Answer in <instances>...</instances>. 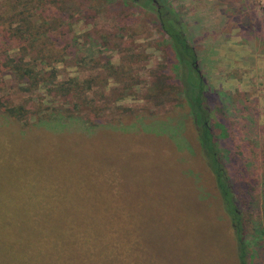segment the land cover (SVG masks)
<instances>
[{"label":"rangeland","instance_id":"374dc122","mask_svg":"<svg viewBox=\"0 0 264 264\" xmlns=\"http://www.w3.org/2000/svg\"><path fill=\"white\" fill-rule=\"evenodd\" d=\"M62 1L73 12L80 54L77 61L61 55L62 61L47 69L69 87L70 79H79L80 110L95 114L94 129L103 133L101 144L81 145L79 168L82 174L88 164L94 171L102 168L100 181L111 187L98 188L96 182L95 188L107 187L114 197L125 184L135 194L122 198L125 207L140 211L135 208V221L151 250L145 264H240L234 230L178 76L185 81L197 71L207 85L209 111L203 112H210L218 156L245 229L246 264H264V0ZM156 7H172L185 23L197 58L193 74L174 66ZM4 75L0 95L25 105L34 123L30 114L48 96L42 88L22 90ZM108 164L113 168L104 172ZM67 179L81 178L54 180L61 185ZM118 201L115 197L112 205ZM171 226H177L175 233Z\"/></svg>","mask_w":264,"mask_h":264},{"label":"trees","instance_id":"16d2710c","mask_svg":"<svg viewBox=\"0 0 264 264\" xmlns=\"http://www.w3.org/2000/svg\"><path fill=\"white\" fill-rule=\"evenodd\" d=\"M71 12L62 0H0V70L6 71H0V92L5 90L7 73L20 89L42 88L48 96L30 114L31 123L25 105L14 103L10 95H0V135L7 137L0 141V264H145L151 250L142 242L145 233L135 221L136 207H125L122 198L135 194L125 184L115 194L119 201L112 205L115 197L107 189L111 183L100 181L102 168L94 171L95 165L88 164L85 174L79 168L81 145L101 144L103 135L94 129L97 116L80 110L75 91L80 89L79 79H70L69 87L68 81L52 77L47 69L53 61H62L61 55L74 61L79 58L80 36L71 29ZM156 15L176 56L174 66L193 74L197 58L182 18L172 7H156ZM193 75L185 81L178 76L190 103L199 145L206 162L209 159L207 166L234 230L240 264H246L245 229L218 156L210 112H203L205 108L209 111L207 85L198 71ZM110 135L113 137L108 131L107 137ZM112 168L108 164L104 172ZM75 175L81 178L78 182L71 178L60 185L54 180ZM91 181L93 185H89ZM96 182L98 188L107 187L97 189ZM136 212L139 214L138 208ZM171 228L175 233L177 226Z\"/></svg>","mask_w":264,"mask_h":264},{"label":"flooded vegetation","instance_id":"af4514ba","mask_svg":"<svg viewBox=\"0 0 264 264\" xmlns=\"http://www.w3.org/2000/svg\"><path fill=\"white\" fill-rule=\"evenodd\" d=\"M153 2H156V0H153ZM157 7L159 8V5H157Z\"/></svg>","mask_w":264,"mask_h":264}]
</instances>
